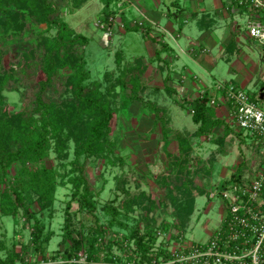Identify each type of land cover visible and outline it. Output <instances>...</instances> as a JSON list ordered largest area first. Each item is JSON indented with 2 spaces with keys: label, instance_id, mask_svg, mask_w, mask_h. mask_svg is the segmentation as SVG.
Returning <instances> with one entry per match:
<instances>
[{
  "label": "rangeland",
  "instance_id": "obj_1",
  "mask_svg": "<svg viewBox=\"0 0 264 264\" xmlns=\"http://www.w3.org/2000/svg\"><path fill=\"white\" fill-rule=\"evenodd\" d=\"M52 1L59 8L61 19L87 41L74 46L71 65L59 68V80H54L45 99L70 113L69 76L79 57L83 58L90 81L99 84L114 110L109 134L112 148L87 160L85 172L95 205V213L91 214L80 207L71 182L78 174V163L83 160L75 152L86 118L75 120L60 151L52 139L44 165L56 174L54 201L43 211H38L36 203L31 204V210L37 211L41 229L39 247L32 245L34 219H24L20 213L13 217L0 215V260L7 264H47L48 260H54L49 258L60 256L70 245L68 240H63L67 204L73 218L74 237L82 246L80 253H86V236L92 237L100 256L98 264H138L135 239L142 235L148 245L147 256L153 254L156 258L174 250L181 240L208 241L209 235L219 227L225 210L221 185L238 168L243 179L255 172L263 158L264 141L239 130L231 118L222 117H218L223 121L221 125H208L204 134L198 135L191 118L190 101L180 104L183 107L174 106L178 94L163 88L168 80L164 77L166 67L160 59L156 63L147 59L145 37L126 26L132 20L139 21V12L147 13L154 6L153 0H88L79 9H74V0ZM110 10L115 11L111 35L97 26L103 14ZM120 11L121 14L115 15ZM18 13L22 23L19 34L7 43L0 42L3 50L0 72L10 69L0 84V109L9 114L32 110L35 94L40 92L39 83L45 78L42 68L46 43L56 34V28L37 23L27 10ZM240 13L244 14V10ZM178 18L183 20L181 15ZM235 20L245 27L242 17ZM185 26L183 30L187 32ZM167 41L174 46L170 37ZM139 58L145 60L138 64ZM185 61L188 68L199 73L191 61ZM219 66L229 69L222 59ZM241 88L254 100L260 86L254 88L252 83ZM152 102L164 109L162 120L169 128L165 139L161 121L150 106ZM217 107L218 103L214 105ZM174 129L184 132L188 142L186 153L180 152ZM17 170V165L10 170L12 182H16ZM185 195L186 198L195 195L193 212L187 222L176 216L177 209L183 207L172 202ZM132 233L134 236L130 237Z\"/></svg>",
  "mask_w": 264,
  "mask_h": 264
},
{
  "label": "trees",
  "instance_id": "obj_2",
  "mask_svg": "<svg viewBox=\"0 0 264 264\" xmlns=\"http://www.w3.org/2000/svg\"><path fill=\"white\" fill-rule=\"evenodd\" d=\"M74 1V9H79L88 0ZM231 1V5L238 6L240 11H248L247 5L240 3L243 0ZM18 10H27L37 23L46 24L48 28L52 26L56 28L55 36L46 43L47 50L42 68L45 78L39 83L40 92L35 94L32 112L26 110V112L20 111L9 114L0 109V215L13 217L20 213L24 219H34V231L31 233L32 245L38 248L41 229L38 226L37 211L31 210V204L36 203L38 211H43L51 207L54 201L56 174L53 169L44 165V160L51 148V140L54 139L56 149L60 151L68 133L75 126V120L81 117L86 118L87 122L81 137L76 140L75 152L76 157L78 159L82 157L83 160L78 163L79 167L76 169L78 174L72 177L71 182L75 189L74 193L79 198L80 207L86 208L89 213L94 214L95 205L92 201L91 186L85 167L89 157L102 155L107 150V152L111 151L112 144L109 141V134L111 133L114 110L99 89V84L90 81L89 72L86 69L84 59L81 57H79V62L68 81L72 99V104L69 107L70 113L64 112L52 101L45 99L46 91L52 87L54 80H59V68L71 65L70 56L74 46L77 43H85L87 38L74 33L68 24L61 19L59 8L55 6L52 0H0V42L7 43L14 36H17L22 29ZM114 13V10L105 12L102 20H107ZM127 28L130 31H140L144 37H149L158 45L155 51L156 58H160L161 52L166 50L167 46L160 38L149 36L151 27L142 28L137 25H128ZM2 51L0 49V58L3 55ZM142 61L141 59L136 62L139 64ZM117 64H119L118 60ZM9 71L10 69L0 72V84L8 77ZM136 81L138 82V79ZM209 100V94L205 93L202 97L191 100L189 104L193 110L191 117L193 122L197 124L198 135L204 134L208 125L216 127L223 123L214 115L212 109L214 105L209 104ZM150 106L154 107L158 121H161V134L165 139L169 128L162 120L164 109L154 102L150 103ZM174 133L180 152L186 153L188 150L186 136L180 131ZM14 165L18 166L16 182L10 180V170ZM241 179L243 176L238 168L227 181L223 182L221 187L230 182H239ZM182 197L178 200L174 198L172 202L183 207L182 210L177 209L176 216L187 222L193 212L195 195L189 198H186V195ZM116 214L117 211L114 210L112 215L115 217ZM219 228L221 230L225 228L224 221ZM217 231L216 229L210 238L215 236ZM132 236L134 233L130 237ZM144 237L142 235L135 239L138 252L136 253L139 256L136 261L138 264H150L156 258L153 254L147 256L148 245L143 241ZM63 240H68L70 245L60 256L49 259L64 261L61 264H98L100 256L90 236L85 238V260L79 262L82 246L79 245L77 237H74L70 204H67L65 208ZM163 255V258H168L170 253L166 252ZM0 264L7 263L0 260Z\"/></svg>",
  "mask_w": 264,
  "mask_h": 264
},
{
  "label": "crops",
  "instance_id": "obj_3",
  "mask_svg": "<svg viewBox=\"0 0 264 264\" xmlns=\"http://www.w3.org/2000/svg\"><path fill=\"white\" fill-rule=\"evenodd\" d=\"M153 2L154 6L147 12L149 15L143 12L154 22L149 36H157L167 47L161 52L160 58H156L158 45L145 37L149 50L147 59L155 60V63L160 59L166 67L164 77H168V80L163 88L169 92L174 90L175 95L178 94L179 99L174 106L183 107L180 105L183 101L201 97L202 93L212 97L218 82L239 87L253 83L254 88L260 86L258 93L264 91V46L251 39L246 27L239 26L235 20L240 16L246 23L247 18L252 15L251 12L240 13V8L231 5V0ZM180 15L183 20L178 18ZM191 22L193 26H190ZM184 26L187 27V32H184ZM119 31L124 32L122 29ZM168 37L174 46L168 44ZM141 59L145 60H138ZM185 59L191 61L199 73L188 68ZM220 59L229 64L227 71L219 66ZM230 108L229 103L219 101L218 107L212 109L216 117L230 119ZM195 125L197 128V124Z\"/></svg>",
  "mask_w": 264,
  "mask_h": 264
},
{
  "label": "built area",
  "instance_id": "obj_4",
  "mask_svg": "<svg viewBox=\"0 0 264 264\" xmlns=\"http://www.w3.org/2000/svg\"><path fill=\"white\" fill-rule=\"evenodd\" d=\"M240 3L247 5L252 13L245 26L248 36L264 46V0H243ZM140 14L141 19L132 20L130 26H154L143 12ZM113 16L101 19L97 24L109 35L115 24ZM120 26L123 28L124 24ZM214 90L209 104L215 105L218 100L229 103L234 125L264 141V91L261 90L252 100L241 87L229 83L218 82ZM220 193L225 205L221 220V223L225 222V228L218 227L216 235L205 242L181 240L174 250H169L168 258L157 257L150 264H264V154L254 173L239 182L225 184ZM79 256V262H83L85 255L80 253ZM63 262L57 260L47 264Z\"/></svg>",
  "mask_w": 264,
  "mask_h": 264
},
{
  "label": "water",
  "instance_id": "obj_5",
  "mask_svg": "<svg viewBox=\"0 0 264 264\" xmlns=\"http://www.w3.org/2000/svg\"><path fill=\"white\" fill-rule=\"evenodd\" d=\"M264 89V88H263ZM261 95H263V93H261Z\"/></svg>",
  "mask_w": 264,
  "mask_h": 264
}]
</instances>
